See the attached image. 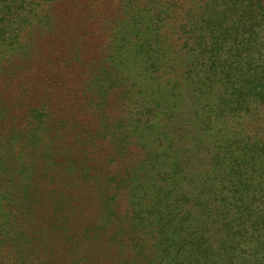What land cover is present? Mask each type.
Masks as SVG:
<instances>
[{"label":"rangeland","instance_id":"obj_1","mask_svg":"<svg viewBox=\"0 0 264 264\" xmlns=\"http://www.w3.org/2000/svg\"><path fill=\"white\" fill-rule=\"evenodd\" d=\"M39 2L0 13V264H179L167 241L200 214L209 166L196 80L142 48L165 17L140 0Z\"/></svg>","mask_w":264,"mask_h":264},{"label":"trees","instance_id":"obj_2","mask_svg":"<svg viewBox=\"0 0 264 264\" xmlns=\"http://www.w3.org/2000/svg\"><path fill=\"white\" fill-rule=\"evenodd\" d=\"M140 1L141 13L154 9L165 17L151 16L153 23L148 19L142 28L147 56L159 62L162 54V68L197 82L188 87H195L197 97L191 119L200 161L210 174L199 179L200 214L182 228V244L167 243L181 254L179 264H264V192L249 191L253 184L264 187V9L249 0ZM4 3L0 13L3 5L16 8L26 0ZM181 57L192 65L188 70ZM247 116L257 118L252 129ZM155 118L153 111L150 123Z\"/></svg>","mask_w":264,"mask_h":264}]
</instances>
